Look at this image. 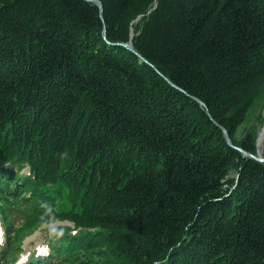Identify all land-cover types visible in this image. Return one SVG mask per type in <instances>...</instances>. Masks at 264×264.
<instances>
[{"label":"trees","instance_id":"1","mask_svg":"<svg viewBox=\"0 0 264 264\" xmlns=\"http://www.w3.org/2000/svg\"><path fill=\"white\" fill-rule=\"evenodd\" d=\"M100 1L0 0V264H264V0Z\"/></svg>","mask_w":264,"mask_h":264},{"label":"rangeland","instance_id":"2","mask_svg":"<svg viewBox=\"0 0 264 264\" xmlns=\"http://www.w3.org/2000/svg\"><path fill=\"white\" fill-rule=\"evenodd\" d=\"M261 117L264 118V100H261L254 106L245 121V123L239 128L237 132V137L239 139L243 138L246 133L253 127L257 126L258 134L260 133L263 125L260 124ZM259 136V135H258ZM29 173V165L25 167L23 170V175ZM59 209H64V205L58 203ZM6 209V206L0 204V213H2ZM17 210L16 207H13L11 215L15 214ZM3 219L4 217L0 214V248L2 250V244L5 242V228L3 226ZM74 229V224L70 221H63L56 219L54 222H47L45 217H41L38 220H33L30 224L29 230L26 232L25 239L23 241L22 249L23 252L17 262V264H25L27 259L37 251L44 250L45 246L48 245L49 241L52 240L54 237L59 235L60 232H63L65 229ZM24 238V236H23ZM22 238V239H23ZM2 257V254L1 256ZM82 263L84 264H103V260L96 259L94 261H90L84 255H82ZM80 259V260H81Z\"/></svg>","mask_w":264,"mask_h":264},{"label":"water","instance_id":"3","mask_svg":"<svg viewBox=\"0 0 264 264\" xmlns=\"http://www.w3.org/2000/svg\"><path fill=\"white\" fill-rule=\"evenodd\" d=\"M86 1L93 3L96 6H98L100 8L101 14H103V6H102V2L100 0H86ZM132 36H133V33H132ZM124 46L127 47L128 49H130L131 51H134L132 43L124 44ZM197 101H198V103H200V105L205 106L201 101H199V100H197ZM223 132H224V135L226 137L228 144L232 146V141H231L230 136L228 135L227 131L225 129H223ZM236 149L238 151H240L244 157L252 158L258 162L264 163V157L260 156L259 152H258V156H255V155H252V154L242 150L241 148H236Z\"/></svg>","mask_w":264,"mask_h":264},{"label":"bare ground","instance_id":"4","mask_svg":"<svg viewBox=\"0 0 264 264\" xmlns=\"http://www.w3.org/2000/svg\"><path fill=\"white\" fill-rule=\"evenodd\" d=\"M263 142H264V126L261 129L259 136H258V140H257V146H258V152L260 154V156H262V147H263Z\"/></svg>","mask_w":264,"mask_h":264}]
</instances>
